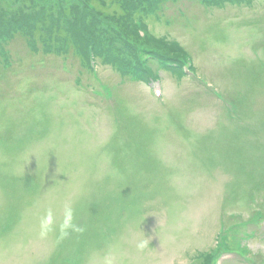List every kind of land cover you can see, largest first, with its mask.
<instances>
[{"label": "rangeland", "instance_id": "rangeland-1", "mask_svg": "<svg viewBox=\"0 0 264 264\" xmlns=\"http://www.w3.org/2000/svg\"><path fill=\"white\" fill-rule=\"evenodd\" d=\"M255 1L223 8L186 3L190 16L180 12L182 19L170 25L162 23L172 19L163 7L158 15L148 14V22L157 21L150 33L170 34L190 50L208 81L229 98L242 97L244 113L253 114L244 121L254 134L230 121L224 105L193 79L162 70L166 102L159 104L154 83L122 80L111 65H100L103 56L95 65L112 85L95 72L93 81L84 68L79 74V59L87 57L79 43L68 41L63 20L59 32L79 59L34 55L13 42L14 54L0 57V184L16 179L20 186L9 190L17 197L24 195L25 177L33 175L40 188L28 207L30 199H8L0 188V264H201L196 261L216 245L224 217L244 231L264 216L255 213L264 209V191L254 204L244 193L249 178L260 175L255 143L264 142V68H258L264 63V0ZM47 24L39 19V26ZM108 34V28L98 34L102 52L111 48L103 36ZM254 48L260 57H254ZM117 133L118 160L130 174L110 154ZM35 136L24 148L15 145L18 138ZM148 157L152 170H143L135 158L148 164ZM121 198L128 207L120 205ZM68 208L72 225L84 217L81 228L77 221L63 227ZM108 208L117 215L124 211L112 226L103 217ZM89 216L97 227L87 228ZM248 229L256 233L245 245L263 263L264 227ZM235 261L228 264L244 263L240 257Z\"/></svg>", "mask_w": 264, "mask_h": 264}, {"label": "clouds", "instance_id": "clouds-1", "mask_svg": "<svg viewBox=\"0 0 264 264\" xmlns=\"http://www.w3.org/2000/svg\"><path fill=\"white\" fill-rule=\"evenodd\" d=\"M48 222H51V215H49ZM64 228H71L72 227V210L71 208L66 209L65 211V220L63 224ZM143 247V244L141 245Z\"/></svg>", "mask_w": 264, "mask_h": 264}, {"label": "trees", "instance_id": "trees-1", "mask_svg": "<svg viewBox=\"0 0 264 264\" xmlns=\"http://www.w3.org/2000/svg\"><path fill=\"white\" fill-rule=\"evenodd\" d=\"M214 1H221V0H213L212 2L214 3ZM228 1H233V2H235V1H237V0H228ZM240 1V0H239ZM247 2L248 1H252V0H246ZM73 24H71L70 25V30L73 32V31H75V29L73 28V26H72ZM121 35L126 39L127 37H125V35L123 34V33H121Z\"/></svg>", "mask_w": 264, "mask_h": 264}]
</instances>
